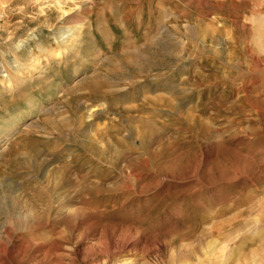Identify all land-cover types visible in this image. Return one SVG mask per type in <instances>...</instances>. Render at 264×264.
Wrapping results in <instances>:
<instances>
[{
  "label": "rangeland",
  "instance_id": "rangeland-1",
  "mask_svg": "<svg viewBox=\"0 0 264 264\" xmlns=\"http://www.w3.org/2000/svg\"><path fill=\"white\" fill-rule=\"evenodd\" d=\"M0 264H264V0H0Z\"/></svg>",
  "mask_w": 264,
  "mask_h": 264
},
{
  "label": "bare ground",
  "instance_id": "bare-ground-1",
  "mask_svg": "<svg viewBox=\"0 0 264 264\" xmlns=\"http://www.w3.org/2000/svg\"><path fill=\"white\" fill-rule=\"evenodd\" d=\"M141 57H142V56H141ZM139 59H140V58H139ZM139 59H138V60H139ZM141 60H142V59H141ZM126 61H127V60H126ZM128 61H129V60H128ZM136 61H137V60H136ZM132 63H135V62H132ZM142 63H143V62H142ZM142 63H141V64H142ZM146 66H147V65H146ZM144 70H145V69H143V67H141V68H140V71H139V70H138V71H139V73H140V72H142V71H144ZM135 71H136V70H135ZM97 75H98V74H97ZM99 78H100V77H99ZM97 80H98V78H97ZM105 81H106V80H105ZM98 82H99V81H98ZM98 82H95V83L93 82L94 86H93V85H92V86L98 88L99 85H102V84L104 83V82H103V83L101 82V84H99ZM105 85H106V84H105ZM108 86H109V85H108ZM158 102H159V101H158ZM98 109H99V108H98ZM96 111H98V110H96V109H90V110H89V118H94V117H95L94 113H95ZM145 126H146V123H145Z\"/></svg>",
  "mask_w": 264,
  "mask_h": 264
}]
</instances>
